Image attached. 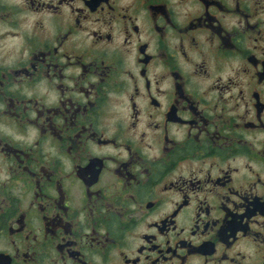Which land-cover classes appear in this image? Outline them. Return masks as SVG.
I'll return each mask as SVG.
<instances>
[{
  "label": "flooded vegetation",
  "instance_id": "obj_1",
  "mask_svg": "<svg viewBox=\"0 0 264 264\" xmlns=\"http://www.w3.org/2000/svg\"><path fill=\"white\" fill-rule=\"evenodd\" d=\"M0 264H264V0H0Z\"/></svg>",
  "mask_w": 264,
  "mask_h": 264
}]
</instances>
